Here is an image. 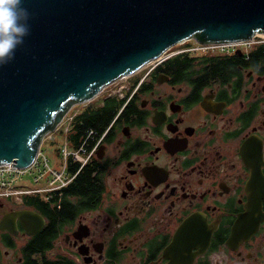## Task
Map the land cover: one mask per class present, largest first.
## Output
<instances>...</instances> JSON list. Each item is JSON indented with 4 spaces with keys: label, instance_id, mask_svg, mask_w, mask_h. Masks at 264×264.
<instances>
[{
    "label": "flooded vegetation",
    "instance_id": "1",
    "mask_svg": "<svg viewBox=\"0 0 264 264\" xmlns=\"http://www.w3.org/2000/svg\"><path fill=\"white\" fill-rule=\"evenodd\" d=\"M195 46L70 110L112 115L91 189L0 199V264H264V46Z\"/></svg>",
    "mask_w": 264,
    "mask_h": 264
},
{
    "label": "water",
    "instance_id": "2",
    "mask_svg": "<svg viewBox=\"0 0 264 264\" xmlns=\"http://www.w3.org/2000/svg\"><path fill=\"white\" fill-rule=\"evenodd\" d=\"M30 34L0 67V165L28 167L74 107L184 41L264 34V0H24Z\"/></svg>",
    "mask_w": 264,
    "mask_h": 264
},
{
    "label": "built area",
    "instance_id": "3",
    "mask_svg": "<svg viewBox=\"0 0 264 264\" xmlns=\"http://www.w3.org/2000/svg\"><path fill=\"white\" fill-rule=\"evenodd\" d=\"M238 44H241L245 50L250 48L251 45L260 44L264 46V34H256L247 41L233 43H196V48H191L190 50L201 49L210 52H221L226 47L234 49ZM170 49L156 60L148 63L146 65L149 67L148 69H151L163 60L170 52ZM114 85L115 82L109 85V87ZM73 118L74 116L69 111L55 129V131L59 130L64 134V144L59 148L58 153V157L62 161L61 170L57 171L50 168L48 160L42 152L41 143L34 161L28 167L15 169L7 165H0V199L19 200L23 196L30 195L51 198L61 194V191L73 181L79 171L95 154L100 143V138H94L93 136L96 137V135L92 130H89L83 135L82 140L75 147H72V141L68 137ZM51 135L52 133L46 136L47 140H51ZM44 138L42 142H44ZM74 166H78V169L73 170L72 167ZM29 182L33 184L32 188L28 187Z\"/></svg>",
    "mask_w": 264,
    "mask_h": 264
},
{
    "label": "clouds",
    "instance_id": "4",
    "mask_svg": "<svg viewBox=\"0 0 264 264\" xmlns=\"http://www.w3.org/2000/svg\"><path fill=\"white\" fill-rule=\"evenodd\" d=\"M24 0H0V67L13 61L18 47L30 34L29 11Z\"/></svg>",
    "mask_w": 264,
    "mask_h": 264
},
{
    "label": "trees",
    "instance_id": "5",
    "mask_svg": "<svg viewBox=\"0 0 264 264\" xmlns=\"http://www.w3.org/2000/svg\"><path fill=\"white\" fill-rule=\"evenodd\" d=\"M123 101L120 102L122 105ZM112 115L107 113V108L102 111L92 112L91 114H84L75 116L73 124L69 132V140L72 141V147H75L84 136L87 131L94 130L99 136H93L94 138L100 137V135L106 130ZM87 165V164H86ZM86 165L79 171L73 181L61 191L62 196H80L87 195V191L91 189V172L87 170ZM73 170H77L78 166L72 167ZM58 196V195H57Z\"/></svg>",
    "mask_w": 264,
    "mask_h": 264
},
{
    "label": "rangeland",
    "instance_id": "6",
    "mask_svg": "<svg viewBox=\"0 0 264 264\" xmlns=\"http://www.w3.org/2000/svg\"><path fill=\"white\" fill-rule=\"evenodd\" d=\"M149 67L144 66L143 69L144 70H148ZM122 83L121 80H118L115 82L116 86L118 83ZM114 86H108L105 87L102 92H106L107 90L111 93H114L116 95L121 94V90H118L117 87ZM77 110L73 109V111L71 112V115L73 114H77L76 112ZM48 138L45 137L44 138V142H42V152L45 155V157L48 160V165L50 166V168H52L53 170H57L60 171L61 167H62V161L61 159L58 157V153H59V148L61 146H63L64 144V134H62L59 130L55 131L52 133L51 135V140H47ZM26 181V180H25ZM28 187L32 188L33 184L31 182L28 183Z\"/></svg>",
    "mask_w": 264,
    "mask_h": 264
}]
</instances>
